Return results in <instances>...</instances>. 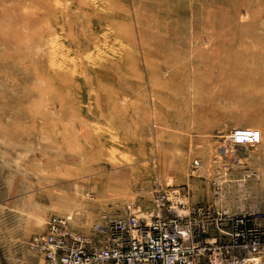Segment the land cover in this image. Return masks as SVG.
Instances as JSON below:
<instances>
[{
    "label": "rangeland",
    "instance_id": "1",
    "mask_svg": "<svg viewBox=\"0 0 264 264\" xmlns=\"http://www.w3.org/2000/svg\"><path fill=\"white\" fill-rule=\"evenodd\" d=\"M155 196L264 213V0H0V264Z\"/></svg>",
    "mask_w": 264,
    "mask_h": 264
},
{
    "label": "built area",
    "instance_id": "2",
    "mask_svg": "<svg viewBox=\"0 0 264 264\" xmlns=\"http://www.w3.org/2000/svg\"><path fill=\"white\" fill-rule=\"evenodd\" d=\"M253 127L230 131L229 145H253ZM197 165L198 161H194ZM70 215H51L29 248L44 264H262L264 213L232 212L211 203L155 200L152 215H113L89 234L71 229Z\"/></svg>",
    "mask_w": 264,
    "mask_h": 264
},
{
    "label": "crops",
    "instance_id": "3",
    "mask_svg": "<svg viewBox=\"0 0 264 264\" xmlns=\"http://www.w3.org/2000/svg\"><path fill=\"white\" fill-rule=\"evenodd\" d=\"M32 261L27 262V264H44V260L37 253L31 255Z\"/></svg>",
    "mask_w": 264,
    "mask_h": 264
},
{
    "label": "bare ground",
    "instance_id": "4",
    "mask_svg": "<svg viewBox=\"0 0 264 264\" xmlns=\"http://www.w3.org/2000/svg\"><path fill=\"white\" fill-rule=\"evenodd\" d=\"M139 37V36H138ZM156 197V196H155Z\"/></svg>",
    "mask_w": 264,
    "mask_h": 264
}]
</instances>
